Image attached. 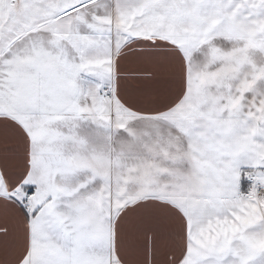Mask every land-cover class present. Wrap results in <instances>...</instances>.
Here are the masks:
<instances>
[{
	"label": "snow or ice",
	"instance_id": "6c2138e0",
	"mask_svg": "<svg viewBox=\"0 0 264 264\" xmlns=\"http://www.w3.org/2000/svg\"><path fill=\"white\" fill-rule=\"evenodd\" d=\"M0 264H264V0H0Z\"/></svg>",
	"mask_w": 264,
	"mask_h": 264
}]
</instances>
